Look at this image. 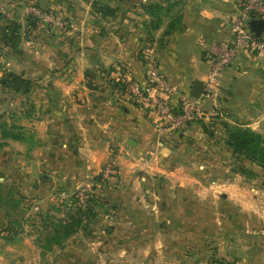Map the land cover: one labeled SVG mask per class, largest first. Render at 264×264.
Returning <instances> with one entry per match:
<instances>
[{
  "label": "crops",
  "instance_id": "1",
  "mask_svg": "<svg viewBox=\"0 0 264 264\" xmlns=\"http://www.w3.org/2000/svg\"><path fill=\"white\" fill-rule=\"evenodd\" d=\"M43 1L48 10L64 4L75 27L57 33L18 20L16 40L0 39L8 53L0 67V104L7 106L0 111V202L15 210L19 182L27 194L59 182L75 188L111 164L119 173L105 178L112 189L104 196L132 216L142 239L126 241L118 254L113 247L100 258L94 253L91 262L80 264L104 258L106 264H118L116 259L131 264L125 255L132 252L142 257L140 264H264L263 198L245 187L241 174H227L223 166L218 178L192 168L197 148L209 151L194 135L196 121L180 131L174 148L164 142L167 136L160 135L150 108L131 100L120 83L123 75L144 83V55L153 52L178 90L172 98L177 106L195 80L208 79L210 47L231 37L232 18L243 0H142V24H132L136 14L127 6L108 15L92 9L93 0ZM218 84V97L206 107L218 100V110L227 116L230 104L241 126L263 134L264 59L242 53ZM43 174L48 179L42 180ZM4 185H12L7 194ZM3 236L0 227V264H19L21 258L39 264L33 241Z\"/></svg>",
  "mask_w": 264,
  "mask_h": 264
},
{
  "label": "rangeland",
  "instance_id": "2",
  "mask_svg": "<svg viewBox=\"0 0 264 264\" xmlns=\"http://www.w3.org/2000/svg\"><path fill=\"white\" fill-rule=\"evenodd\" d=\"M3 1H7L15 5V10H17L16 18H14L15 20H20L24 22V24H30L32 26L33 21L31 20V17L25 16V0ZM106 1H109V3L112 2L113 6L107 4L105 0H93V3L95 4L92 9L95 11L102 10L104 14L108 13V15H112L116 14V12L121 14V9H124V7L127 6L132 13L136 14L137 19L135 23L132 24H142V0ZM60 6L61 7H57L56 9H50V11H53L57 17L65 20L67 24L63 28L62 26L54 27L53 24H48L47 28H45L50 30V32H52L51 30L53 29L56 30L57 33L68 32L70 29L75 27V24L73 25V21L71 22V19L65 17L66 15H64L66 11L65 5L61 4ZM0 25L2 28H6L7 26V28H9L10 26V24L8 25L6 22V18L2 15H0ZM45 28L39 27L42 31H44ZM0 31L2 30L0 29ZM139 46V49H137L139 52L138 60L142 63V36L139 39ZM2 51L6 54L7 60V51L5 49H2ZM148 55L149 52L147 54L145 53V60L148 59V57H146ZM1 66L3 65H0V67ZM130 71H133L132 68ZM220 78L221 76L219 79ZM216 87L217 91H219V84H217ZM216 96L218 97V94ZM6 108L7 106L0 104V111H4ZM218 108V100L215 103L212 101L208 110L213 115L209 119L207 118V120H198L196 121V124H194V135L197 136V138H200L202 142H205V145L207 141H209V144L214 146H225V140L228 138V130L234 131L236 128L251 129L256 133L262 134L251 127L241 126L240 124L242 122L240 121V117L235 116L234 108H232L230 104H227L225 107L227 116L224 115L223 111L218 110ZM225 125H227V129L225 128ZM4 130H2L1 137L5 136V134H3ZM7 130L10 132L13 131L10 129ZM262 135L264 136V133ZM176 139V141L170 143V145L174 148L180 143V137ZM227 148L230 152H232L231 148ZM226 155L219 151H212L210 153L205 147L201 146V149L197 148V151L194 154V160L192 161H195L193 162L195 165L192 164V168L195 169L194 166H197V168H200L203 171L207 170L204 172L213 178L221 177L217 173L222 166L225 168L224 171L227 172V174H241L244 178L245 187H253L254 192L259 195L260 199L263 198L261 199L263 201L264 167L261 165L262 154L258 153V161L261 163L259 165H256L255 163L252 164L248 158H245V156L234 158L235 156H232L230 153ZM235 161H244L247 163L246 168L243 170H235V165H233ZM251 165L255 169H252ZM90 179L91 178L88 180ZM107 179L99 181L101 185L99 187H95L93 195L90 197L88 202L83 204L84 206L76 199L75 191L78 186L72 188V185L66 186L64 182H59L46 190L40 189L41 191L39 190L40 192L38 193L27 194L22 190L25 188L27 189L28 187L22 186L21 182H19L20 190L18 195L20 196H18L19 201L16 203L15 210L10 206L11 204L5 200L6 197H4L5 201L0 202V222L4 223L5 227L7 218L15 223L14 228L8 225L10 227V232L4 231L7 238L3 237L7 240L9 239L8 241L17 237H23L24 239L29 238L36 246V254L38 258L37 263L39 264H80L87 261L91 262L90 258L94 253H97L98 256L104 253L106 249H111L112 247L114 249L113 252H117L120 249H124V243L126 241H129L130 239H142V228L140 229L137 224H135L136 221L131 218L132 216L126 215V210H124L123 206L119 202H117L118 204H114L111 198H105L104 193H107V191L109 192V190L112 189L109 186ZM11 187L12 185H4L2 187V192L7 194L10 192ZM64 191L67 192V195L65 196V200L62 202L60 201V203L56 200L55 196ZM205 204L213 205L214 202L212 203L211 201H206ZM262 205H264V201L262 202ZM8 210H13L14 213H11L7 217L6 213L9 212ZM125 216H127V218ZM140 216V222L142 223V215ZM129 222H133L134 226L137 227L132 226V229L131 227H127ZM109 228H113L111 232H109ZM24 247L26 246L24 245L23 248ZM136 248V250L142 254V250H140L142 246ZM132 253H135V255H125L126 261L128 259V263L140 264L142 257H140L137 252ZM98 258H100V256H98ZM21 259L18 263L25 264L24 259ZM98 263L106 264V258L98 261ZM114 263L121 264L122 261H118L116 259ZM195 263L196 262H190L187 264Z\"/></svg>",
  "mask_w": 264,
  "mask_h": 264
},
{
  "label": "built area",
  "instance_id": "3",
  "mask_svg": "<svg viewBox=\"0 0 264 264\" xmlns=\"http://www.w3.org/2000/svg\"><path fill=\"white\" fill-rule=\"evenodd\" d=\"M24 2L26 3L25 16L36 19L44 27L47 28L48 24H53L54 27L62 26L63 28L67 24L53 11L43 7L41 0H25ZM16 13L14 4L0 0V15L4 16L7 21L15 20ZM253 18L264 19V0H243L239 11L232 18L231 37L211 45L207 58L210 74L205 81L204 91L198 98L191 97L189 94H181L179 104L177 106L172 104V98L177 95L178 90L162 72L153 52H149V55L146 56L148 59L145 63L146 79L144 83L132 79L129 75H123L120 78V83L125 87L128 97L134 102L150 108L161 136L171 137L185 129L191 122L207 120L213 115L205 103L216 97L219 77L242 53H252L264 59V38L253 33L249 25V21ZM5 62L6 54L0 51V65ZM161 142L163 141L160 139V145ZM118 173V170L110 164L105 168L100 178H92L79 185L75 191L78 202L81 205L88 202L95 187L101 185L99 181ZM66 195L67 192H60L55 198L62 202ZM195 264L230 263L214 260Z\"/></svg>",
  "mask_w": 264,
  "mask_h": 264
},
{
  "label": "trees",
  "instance_id": "4",
  "mask_svg": "<svg viewBox=\"0 0 264 264\" xmlns=\"http://www.w3.org/2000/svg\"><path fill=\"white\" fill-rule=\"evenodd\" d=\"M31 20L33 21L32 24L36 28L44 27L36 19L31 18ZM6 22L8 23V25L10 24V26H9V28H7L8 27L7 26L6 28L2 29L3 37L0 38L4 41V43H6V41H10V40L15 41L16 40V39H14L15 35H17V33L19 32V29L21 27L18 24L17 20H13V21H7L6 20ZM261 37L264 38V34L261 35ZM2 49L4 50V46L0 43V51H2ZM144 62L146 63L145 59H144ZM8 82H13V81L11 79H9ZM225 128L227 129V125H225ZM180 133L181 132H178L177 134L172 135L171 137H167V139H165L164 142H166V144L170 145L171 142L177 140L176 138H178L180 136ZM3 134H5V133H3ZM10 136H12V134ZM13 136L16 137L15 135H13ZM225 144L227 145V147L232 149V152H230V150L226 147V145L225 146H219V145L214 146V145L209 144V141H207L206 146H207L209 151H219V152L223 153L224 155L230 153L232 156H235L234 158H237V157L239 158V156H245V158H248L252 164L255 163L256 165L261 164L258 161V158H259L258 153H261L262 154V159H261L262 164L261 165H262V167H264V136L262 134L256 133V132L252 131L251 129H243V128H236L234 131L228 130V138L225 140ZM233 165H235V168H234L235 170H238V169L243 170L246 168L247 163H245L244 161H237V162L235 161ZM251 168L255 169V168H253L252 165H251ZM219 172H223V171L219 170L218 173ZM98 178H100V176H98ZM6 215L8 216V214H6ZM6 221L8 222L9 225L12 224L10 219L7 218ZM3 225H4V223L0 222L1 230L2 231H9L10 227L7 228V227H4Z\"/></svg>",
  "mask_w": 264,
  "mask_h": 264
},
{
  "label": "water",
  "instance_id": "5",
  "mask_svg": "<svg viewBox=\"0 0 264 264\" xmlns=\"http://www.w3.org/2000/svg\"><path fill=\"white\" fill-rule=\"evenodd\" d=\"M41 5L43 7H46L45 2L41 0ZM250 28L253 33H255L257 36H261L264 34V19L261 18H253L249 21ZM205 87V82L203 80H195L192 84L191 90H190V96L194 98L200 97V95L203 93ZM132 143H135L132 141ZM48 179V176L46 174L42 175V180Z\"/></svg>",
  "mask_w": 264,
  "mask_h": 264
}]
</instances>
